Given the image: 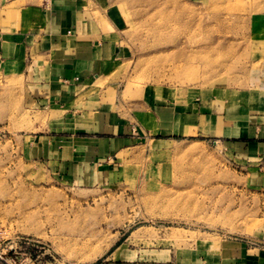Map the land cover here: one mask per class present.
<instances>
[{"label": "rangeland", "instance_id": "1", "mask_svg": "<svg viewBox=\"0 0 264 264\" xmlns=\"http://www.w3.org/2000/svg\"><path fill=\"white\" fill-rule=\"evenodd\" d=\"M26 2L0 0V29H29ZM97 2L122 16L126 51L113 98L131 111L156 99L182 109L188 99L243 100L264 110V0ZM31 92L22 76L0 75V264L29 252L37 261L25 264L100 263L131 227H144L135 236L185 234L179 244L243 240L264 249V185L227 145L139 140L117 155L113 179L77 181L28 157L23 135L50 117ZM26 240L40 244L31 250Z\"/></svg>", "mask_w": 264, "mask_h": 264}, {"label": "crops", "instance_id": "2", "mask_svg": "<svg viewBox=\"0 0 264 264\" xmlns=\"http://www.w3.org/2000/svg\"><path fill=\"white\" fill-rule=\"evenodd\" d=\"M26 1L19 8L31 16L29 29H0V75L22 76L34 102L50 116L42 130L23 135L30 159L67 178L103 183L116 175L117 155L139 140L200 136L234 150L249 162L251 181L264 185L262 108L243 100L188 99L182 109L173 99H156L137 102L139 110L131 111L113 98L121 85L115 65L126 51L120 12L97 0ZM131 229L96 264H264V249L248 241L179 244L185 234L135 236L144 227Z\"/></svg>", "mask_w": 264, "mask_h": 264}, {"label": "built area", "instance_id": "3", "mask_svg": "<svg viewBox=\"0 0 264 264\" xmlns=\"http://www.w3.org/2000/svg\"><path fill=\"white\" fill-rule=\"evenodd\" d=\"M24 243H25L26 248H29L31 250L33 247H38V245L40 244L39 241H35V240H26ZM27 260L37 261V259L34 258L33 254L29 252V253H26L25 258L18 259V257H16L15 263L16 264H25Z\"/></svg>", "mask_w": 264, "mask_h": 264}, {"label": "bare ground", "instance_id": "4", "mask_svg": "<svg viewBox=\"0 0 264 264\" xmlns=\"http://www.w3.org/2000/svg\"><path fill=\"white\" fill-rule=\"evenodd\" d=\"M143 80V79H142ZM146 82L145 81H141L140 85H144Z\"/></svg>", "mask_w": 264, "mask_h": 264}]
</instances>
